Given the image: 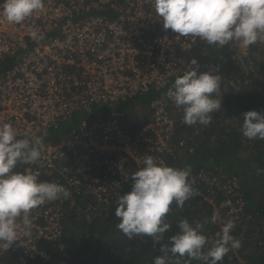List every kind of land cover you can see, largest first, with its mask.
I'll list each match as a JSON object with an SVG mask.
<instances>
[{
    "label": "built area",
    "instance_id": "1",
    "mask_svg": "<svg viewBox=\"0 0 264 264\" xmlns=\"http://www.w3.org/2000/svg\"><path fill=\"white\" fill-rule=\"evenodd\" d=\"M3 3L0 0V66L13 61L0 73V123H11L21 138L39 137L43 142L41 158L17 170L38 173L40 181L56 182L70 193L67 199L30 211V237L19 235L8 250L0 245V264L10 255H17V264H29L31 259L50 257L39 247L41 240L63 246L68 210L80 217L118 203L121 195L131 192L132 175L144 166L145 157L167 164L168 157L177 154L174 135L184 112L167 91L190 70L193 58L199 62L195 51L204 40L164 30L155 0H45L43 10L21 24L6 20ZM32 28L44 39L34 40ZM227 45L237 64L252 59L249 72H254L253 56L264 58V42L247 48L235 41ZM207 71L220 75L221 83L225 80L221 61H210ZM163 89L165 94L150 103L149 120L141 130L127 133L118 103ZM95 107L108 114L95 120L86 116L70 127L76 112L87 114ZM229 181L232 197L213 200V212L229 209V216L237 219L244 199L233 194L236 177ZM75 194L82 198L77 201ZM216 233L209 234L207 247Z\"/></svg>",
    "mask_w": 264,
    "mask_h": 264
},
{
    "label": "clouds",
    "instance_id": "2",
    "mask_svg": "<svg viewBox=\"0 0 264 264\" xmlns=\"http://www.w3.org/2000/svg\"><path fill=\"white\" fill-rule=\"evenodd\" d=\"M44 6L45 0H4L2 15L9 23L21 24ZM155 12L164 30L171 29L182 37H199L209 45L235 41L247 48L264 42V0H155ZM30 34L34 40L44 39L38 28H32ZM199 67L193 58L190 70L178 76L167 91L174 104L183 108L182 122L188 126H208L212 113L222 108L221 76L211 71L198 74ZM243 116V136L264 140V113L250 110ZM43 148L41 138H21L11 123H0V245L6 250L19 235L31 236L32 209L70 195L61 184L40 181L38 173L17 170L18 165L36 163ZM143 165L132 175L131 192L119 197L115 216L120 218L117 228L129 239L146 235L154 246L161 245L162 255L154 257L153 264H168L169 254L187 257L189 264L191 260L218 264L231 250L241 247V241L231 234L234 221H223L218 213L213 214L211 222H221L222 228L211 247H207L204 225L187 219H181L178 231L161 243L170 229L165 221L170 206L175 203L182 208L199 194L194 187L196 178L190 165L175 168L150 155ZM261 172L264 170L258 169V174ZM175 264H180L179 259Z\"/></svg>",
    "mask_w": 264,
    "mask_h": 264
},
{
    "label": "trees",
    "instance_id": "3",
    "mask_svg": "<svg viewBox=\"0 0 264 264\" xmlns=\"http://www.w3.org/2000/svg\"><path fill=\"white\" fill-rule=\"evenodd\" d=\"M233 54L234 51L230 45H209L205 41L195 51L200 65L198 73L206 72L208 64L213 60L221 61L224 66L223 75L228 76L229 79L221 83L223 92H220L219 96L222 97V108L212 113L213 118L208 126L200 124L188 126L182 123L177 127L174 135V142L178 144L177 154L168 157L167 165L175 168L190 165L192 176L196 178L194 187L198 191L206 192L210 189L215 193L232 194L227 192L231 185L229 180L236 177L237 186L233 194L235 196V193H238L235 197L244 199V210L239 214H251L248 224L254 229L250 228L247 231L241 223L232 230L231 234L241 241V245H245L237 249V252L246 260V264H264L263 221L258 225L261 221L258 219L264 220V172L258 174V169L264 170V140H249L241 131L245 112L256 110L264 113V81L254 77L253 72L247 70L252 59L237 64ZM253 58L255 62L253 65L260 74L264 75V58L261 59L262 62H259L260 58L254 56ZM12 61L13 59H8L0 66V73L8 68ZM231 72L243 73L245 78L242 80L247 78L249 81L237 87L233 86L230 83L233 75ZM173 83L174 81L169 87ZM165 92V89L152 90L145 95L118 103L117 109L125 114L123 125L127 133L134 134L141 130L143 124L149 120L150 103L155 98L162 97ZM143 109L144 111L148 109V112L142 114ZM101 114L107 115L108 110L95 107L87 114L78 111L70 127H76L86 116L95 120ZM232 118L233 126L230 122H226ZM183 139L184 145L181 147L179 143ZM52 140L56 141L58 137H53ZM244 154L247 155L246 158L242 157ZM202 174H208L211 180L206 181L202 178ZM213 178L216 180L211 182ZM74 198L78 201L82 195L75 194ZM85 200L89 199L85 198ZM220 201L216 200L217 203ZM117 204L113 203L90 214L84 212L88 216L83 214L80 217L74 210H68L63 220L65 235L62 244L65 247H60L59 243L41 240L39 247L50 257L48 259L37 257L31 259L29 264H153L154 257L162 255L159 250L161 245L154 246L152 238L146 235L133 236L131 239L124 235L117 228V223L120 222V218L115 216ZM207 205V201H203L200 194L186 201L182 208L175 207L173 203L165 217V221L170 224V229L164 233V240L161 243L168 242L169 237L178 231V223L181 219H187L190 223L203 224L207 237L209 234L219 232L217 223L211 222L214 214L213 207ZM256 230L259 232L257 241L249 242L243 239L251 231ZM87 236L95 238V244L87 241ZM249 246L255 247L244 254L243 250ZM229 253L218 264H235L238 259L235 256L231 259ZM17 259V255L2 258L5 264H17ZM177 259L180 264H189L187 257H172L171 254H169L168 264H175ZM190 264H204V262L191 260Z\"/></svg>",
    "mask_w": 264,
    "mask_h": 264
},
{
    "label": "rangeland",
    "instance_id": "4",
    "mask_svg": "<svg viewBox=\"0 0 264 264\" xmlns=\"http://www.w3.org/2000/svg\"><path fill=\"white\" fill-rule=\"evenodd\" d=\"M259 62H262L261 60L259 61ZM254 67V72H253V70H252V72H253V75H254V77H256V78H258V79H260V80H262V81H264V75L261 73H259V70H257V68L255 67V66H253ZM257 70V71H256ZM256 71V72H255ZM232 73V72H231ZM233 75H232V78L230 79L231 81H234V83L236 84V82L237 81H239V83H244V82H247V81H249L247 78L245 79V80H242L243 78H245V76L244 75H242L243 73H241V74H236V73H232ZM241 75V76H240ZM246 75H248V74H246ZM247 77H249V76H247ZM228 76H226L225 77V81L227 80L228 81ZM235 79V80H234ZM241 80V81H240ZM233 85V84H232ZM220 92H223L222 91V88L220 87ZM138 109L140 108L139 106L137 107ZM141 112H142V114H144V112L145 113H147L148 112V109H146L145 111H144V109L143 110H141ZM233 118L232 119H228V120H226V122H230V124H232L231 126H233ZM235 120V119H234ZM238 120V119H237ZM236 121V120H235ZM236 124V123H235ZM246 156L247 155H243L242 157L243 158H246ZM208 178V177H207ZM210 179V177L208 178V179H206V181H210L209 180ZM198 193L200 194V196L202 197V200L204 201H207V206H210L211 208L213 207V204L212 203H215L214 201H219V200H224V199H226V198H228V197H232L231 195H228V194H226L225 192L224 193H215L213 190H210V189H208L206 192H204V191H202V190H199L198 191ZM214 200V201H213ZM220 201V202H221ZM217 203V202H216ZM229 214H230V212H229V209H221L220 210V212H219V217L221 218V220H223V221H226V220H228V219H232L230 216H229ZM233 214H235L234 212H233ZM251 215V214H250ZM233 221H234V223H235V228L237 227V225H239V224H243V227L244 228H246V230L248 231V230H250V228H253V227H250V225L248 224V220H249V217H247V216H244V215H239L238 216V218L237 219H232ZM258 220H261V221H259L260 223H258V225H260L261 223H262V221H263V223H264V220L262 219V218H260V219H258ZM257 225V226H258ZM217 226H218V228H219V230L218 231H220L221 230V228H222V224H221V222H217ZM254 226H256V224L254 225ZM254 229V228H253ZM205 230V229H204ZM93 237H86V239H87V241H90V243L91 244H95L94 243V240H95V238L94 239H92ZM258 238H259V232H257V230L254 232H250V234L249 235H247V236H245L243 239L245 240V241H249V242H252V241H255L256 239L258 240ZM256 240V241H257ZM241 246H245V245H241ZM65 246L63 245V248H64ZM255 246H249V247H246L243 251V253L245 254V253H247L248 251H251L253 248H254ZM251 249V250H250ZM229 256L231 257V259H233V257L235 256L238 260H236V262H235V264H246V260L243 258V257H241L239 254H238V252H237V249H234V250H231L230 251V253H229ZM61 264H63V263H61Z\"/></svg>",
    "mask_w": 264,
    "mask_h": 264
},
{
    "label": "crops",
    "instance_id": "5",
    "mask_svg": "<svg viewBox=\"0 0 264 264\" xmlns=\"http://www.w3.org/2000/svg\"><path fill=\"white\" fill-rule=\"evenodd\" d=\"M245 214H246V213H245ZM244 216L250 217L251 215L246 214V215H244Z\"/></svg>",
    "mask_w": 264,
    "mask_h": 264
}]
</instances>
